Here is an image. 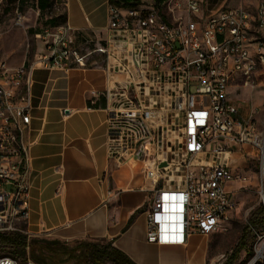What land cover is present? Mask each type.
Wrapping results in <instances>:
<instances>
[{"label": "built area", "instance_id": "obj_1", "mask_svg": "<svg viewBox=\"0 0 264 264\" xmlns=\"http://www.w3.org/2000/svg\"><path fill=\"white\" fill-rule=\"evenodd\" d=\"M38 39L43 50L29 68L0 61V234L50 237L28 230L25 134L32 70L86 69L95 56L104 58L112 83L93 101H106L108 157L118 168L142 165L153 185L146 212L149 243L184 245L195 231L215 234L230 222L241 180L229 165L230 149L243 148L248 156L256 151L264 210L260 111L242 118L229 99L234 76L264 71V0L253 12L243 6L209 10L208 0L112 3L105 39L78 44L67 24L44 27ZM0 264L19 262L4 257ZM248 264H264V229L256 234Z\"/></svg>", "mask_w": 264, "mask_h": 264}, {"label": "crops", "instance_id": "obj_2", "mask_svg": "<svg viewBox=\"0 0 264 264\" xmlns=\"http://www.w3.org/2000/svg\"><path fill=\"white\" fill-rule=\"evenodd\" d=\"M215 1L208 2L209 10L218 8ZM20 3L24 5L25 0ZM38 3L37 24L21 29L24 17L18 14L13 28L0 34V61L10 67L33 64L43 50L38 35L45 25L64 20L78 44L85 39H105L111 0H50L46 8ZM225 4L218 3L219 8ZM227 5L244 4L231 0ZM104 64L102 56H95L86 69L36 67L31 72V124L25 134L31 185L29 232H49L52 239L68 243L112 242L136 264H211L212 234L195 231L179 246L147 241L146 212L153 185L145 178L142 165L118 168L109 159L106 101L93 102L94 95L112 87Z\"/></svg>", "mask_w": 264, "mask_h": 264}, {"label": "rangeland", "instance_id": "obj_3", "mask_svg": "<svg viewBox=\"0 0 264 264\" xmlns=\"http://www.w3.org/2000/svg\"><path fill=\"white\" fill-rule=\"evenodd\" d=\"M35 1L25 0V4L22 5L20 0H0V34L8 33L13 28L18 14L24 17V23H22L24 26H21V29L25 30L24 27L37 24L39 13ZM229 1L231 0L226 1L227 4ZM240 1L244 4L243 7L251 12L255 11L257 4L260 2V0ZM208 2H211V0H208ZM215 2L219 8L218 3L223 2V0H216ZM227 4L224 7L231 8ZM18 8L19 10H17ZM57 8H61L60 3L57 4ZM43 25H45L44 22ZM229 99L239 107L242 118L248 117L254 108H258L260 111L257 117L258 128L260 131L264 130V71L261 68H258L256 72L249 76H234L229 88ZM246 149L248 152L252 151L249 145L246 146ZM229 151H231L229 165L241 176L240 182L235 185L237 208L230 222L219 232L209 236V257L213 259L211 264H227L232 260L231 258L239 249L243 229L249 218L254 213H258L261 207L263 208L260 195L261 176L257 170L256 151L254 150V153L250 156L244 154L246 150L243 148L230 149ZM207 159L209 161V158ZM244 177H246V180H243ZM31 239L52 238L40 236ZM254 244L255 240L249 241L250 247L253 248ZM4 257L8 256L0 253V258ZM250 259L251 257L247 256L245 251H241L233 264H248Z\"/></svg>", "mask_w": 264, "mask_h": 264}, {"label": "trees", "instance_id": "obj_4", "mask_svg": "<svg viewBox=\"0 0 264 264\" xmlns=\"http://www.w3.org/2000/svg\"><path fill=\"white\" fill-rule=\"evenodd\" d=\"M47 1V5H44ZM112 3L124 6L134 5L133 0H111ZM159 3L161 0H156ZM39 7L46 8L50 0H39ZM59 22V21H58ZM65 25L64 20L58 24ZM264 229V210L261 207L254 213L243 229L239 249L232 260L233 264L241 251L252 257L253 248L249 246L250 240L256 239V234ZM0 253L6 255L20 264L31 259L36 264H136L127 255L118 250L112 242L76 241L64 242L58 239H29L21 234H0Z\"/></svg>", "mask_w": 264, "mask_h": 264}]
</instances>
